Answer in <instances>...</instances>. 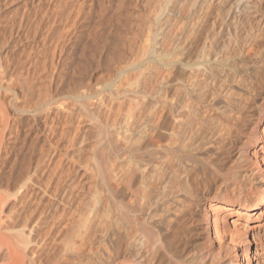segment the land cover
<instances>
[{"label": "bare ground", "instance_id": "bare-ground-1", "mask_svg": "<svg viewBox=\"0 0 264 264\" xmlns=\"http://www.w3.org/2000/svg\"><path fill=\"white\" fill-rule=\"evenodd\" d=\"M117 1L115 46L129 32L132 60L118 70L129 71L128 86L112 95L122 103L109 127L90 103L96 92L69 95L95 121L94 170L42 171L38 137L12 193L0 194V205L15 202L14 221L0 218V264H255L264 0H147L135 25L134 10ZM16 47L10 39L0 55ZM6 78L0 66V90ZM45 90L30 87L22 109L17 95L12 103L33 114L48 105Z\"/></svg>", "mask_w": 264, "mask_h": 264}, {"label": "rangeland", "instance_id": "rangeland-1", "mask_svg": "<svg viewBox=\"0 0 264 264\" xmlns=\"http://www.w3.org/2000/svg\"><path fill=\"white\" fill-rule=\"evenodd\" d=\"M117 2L0 0V48L10 39L17 43L15 55H0L1 70L7 72L5 86L9 87L0 90V116L5 117L0 121V194L12 193L13 180L26 168L38 137L47 152L42 171L93 172L95 121L85 118L69 95L74 91L96 92L90 103L97 106V116L109 127L110 110L122 103L112 95L123 94L128 86L129 71L118 76V70L128 67L132 60L129 32L124 33L120 47L115 46ZM119 2L134 10L132 25L137 24L138 11L146 9L147 0ZM39 86L46 88L48 105L33 114L16 110L13 95H17V106L22 109L30 97V87ZM37 113L45 120L39 125L34 119ZM77 133L78 141H83L72 146ZM0 218L14 221L13 198L0 205ZM252 226L255 264H264V220Z\"/></svg>", "mask_w": 264, "mask_h": 264}]
</instances>
